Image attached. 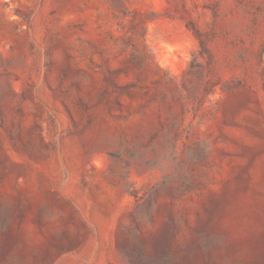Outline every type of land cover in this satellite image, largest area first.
<instances>
[{
	"label": "rangeland",
	"instance_id": "374dc122",
	"mask_svg": "<svg viewBox=\"0 0 264 264\" xmlns=\"http://www.w3.org/2000/svg\"><path fill=\"white\" fill-rule=\"evenodd\" d=\"M0 264H264V0H0Z\"/></svg>",
	"mask_w": 264,
	"mask_h": 264
}]
</instances>
